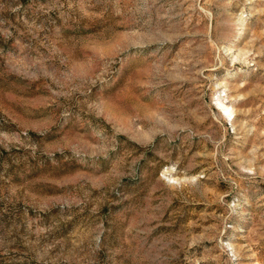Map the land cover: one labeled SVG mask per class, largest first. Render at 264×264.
Wrapping results in <instances>:
<instances>
[{
    "label": "rangeland",
    "instance_id": "374dc122",
    "mask_svg": "<svg viewBox=\"0 0 264 264\" xmlns=\"http://www.w3.org/2000/svg\"><path fill=\"white\" fill-rule=\"evenodd\" d=\"M0 264H264V0H0Z\"/></svg>",
    "mask_w": 264,
    "mask_h": 264
}]
</instances>
